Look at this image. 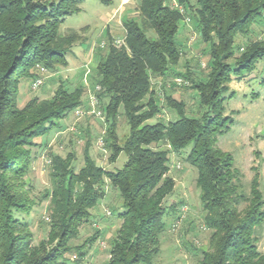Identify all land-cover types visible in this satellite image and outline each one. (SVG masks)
I'll use <instances>...</instances> for the list:
<instances>
[{
	"label": "trees",
	"instance_id": "16d2710c",
	"mask_svg": "<svg viewBox=\"0 0 264 264\" xmlns=\"http://www.w3.org/2000/svg\"><path fill=\"white\" fill-rule=\"evenodd\" d=\"M172 1L139 0L137 16L123 22L125 46L115 45L105 31L107 39L94 50L89 79L98 99L97 117L90 111L89 97L84 99L83 83L72 88L61 83L50 98L17 103L22 80L35 79L38 66L48 71L67 66L66 55L86 42L85 28L60 33L66 17L81 11L83 0H0V264H67L65 255L71 251L81 258L83 246L72 244L90 211L105 198L106 186L118 191L123 211L117 218L108 212L118 228L103 264H154L160 237L167 228L173 231L182 217L183 202H169L176 188L169 174L173 156L184 157L196 170L198 203L209 231L206 246H192L199 255L197 264H264V252L257 246L264 224L263 192L253 180L245 193L231 154L217 146V136L232 123L223 116L226 86L264 60V39L254 41L247 35L253 24L264 22V0ZM186 18L198 41L207 46V73L203 78L197 73H192L195 78L181 75L182 83L173 82L197 93L198 117L185 116L184 102L163 87L183 54L178 32ZM239 36L245 40L236 45ZM232 59L233 64L226 63ZM80 108L83 115L75 116ZM165 108L174 113L173 120L160 117ZM70 114L102 121L98 149L109 152V164L121 154L125 161L119 170L108 171L92 154L95 140L87 131L77 171L73 151L43 157L49 187L36 198L28 177L42 147L37 139L59 128ZM121 118L127 127L122 141L116 130ZM174 168L179 170L180 164ZM43 201L49 202L48 232L33 244L31 215Z\"/></svg>",
	"mask_w": 264,
	"mask_h": 264
},
{
	"label": "rangeland",
	"instance_id": "374dc122",
	"mask_svg": "<svg viewBox=\"0 0 264 264\" xmlns=\"http://www.w3.org/2000/svg\"><path fill=\"white\" fill-rule=\"evenodd\" d=\"M110 6L103 5L99 0H83L81 11L76 14L66 17L63 25L60 28V33L64 35L70 30H80L85 27L82 32L83 38L86 41L91 40L94 48L101 43L106 42L107 36L105 31H108V36L114 40L122 37L124 34L123 22L125 18L137 16L135 9L139 0H111ZM176 3L175 0L172 1ZM102 18L105 21H102ZM137 22L140 19L136 17ZM109 21V22H108ZM254 41L264 39V22L253 24L250 28V33L247 34ZM245 35V36H247ZM236 40L235 44L242 43L245 37ZM193 40L191 41V39ZM178 43L182 45V56L175 73L170 74L164 80V88L168 93L174 94L180 98L185 104V116L198 117L200 108L198 103V95L189 87L182 88L175 85L173 80L182 79L181 75L195 78V73L202 78L207 73V62L209 58L208 49L205 43L198 41V34L192 22H184V25H179ZM241 46H243L241 44ZM78 47V45H76ZM74 47L72 51H80ZM240 53V52H239ZM70 58V54H67ZM70 59V64L65 67H58L56 71H48L44 78L43 85L37 90L31 89L32 80L24 79L19 84L18 91V106H23L26 101L33 97L39 99L50 98L59 84L64 86H78L80 79L86 77L87 96L84 99L88 100L89 94H93V88L89 81L95 61L93 57L87 54L85 56L78 55L76 59ZM74 63H72V62ZM226 63L233 64L234 60H229ZM88 71V74L86 72ZM180 74L177 75V74ZM195 75H193V74ZM264 60L259 61L255 65V69L246 73L242 80L234 78L226 86V91L222 94L225 98L223 103V116H228L231 119V125L227 132L217 136V146L223 152L231 154L233 163L240 173V181L244 192H248V186L253 180H257L259 188L264 196ZM153 83L160 86V79L153 80ZM257 94L256 97L253 95ZM233 95V97H231ZM165 120H173L175 115L169 109H164L160 116ZM59 128L54 129L47 137L37 139L42 147L36 151V159L32 164V170L29 174V179L33 185V195L40 198L43 192L49 187L48 168L44 163V156L60 155L63 156L69 151L76 154L75 169L76 171L82 166L81 155L85 134L88 131L90 137L95 140L91 147L92 154L98 157L102 166L108 171L119 170L124 161L125 156L121 154L114 164H109L107 159L109 152H103L98 149L96 141L104 130V123L95 118H87L82 120L70 114L63 121ZM117 130L120 141L124 139L127 132V127L124 120L120 119V126ZM77 137H73L72 134ZM84 137V138H83ZM188 149H185L184 154ZM184 158V157H183ZM182 157H171L170 175L174 177L176 188L170 196L171 204H179L183 202L186 207L184 218L172 230L166 232L160 237V252L154 258V264H197L198 254L192 251V246L204 247L208 244L209 231L204 225V213L201 211L198 203V191L195 187L196 170L184 162ZM180 164V169L174 168L176 164ZM119 193L110 186H106V196L92 209L91 215L87 220V224L81 225L79 236L73 242V246H83V256L78 257L77 253L71 251L66 254L68 259L67 264H103L108 259L109 240L116 235L118 221L110 216L107 212L117 218L116 214L123 211L121 207V198H116ZM48 201H43L38 205L36 211L31 215L33 220V244H37L40 240L47 236L48 225ZM118 205V206H117ZM105 213L109 217H105ZM103 217V218H102ZM170 227L171 221L164 219ZM96 231L99 232L96 239L92 242H87L95 236ZM258 249L261 253L264 252V224L258 231Z\"/></svg>",
	"mask_w": 264,
	"mask_h": 264
},
{
	"label": "built area",
	"instance_id": "2783aa9c",
	"mask_svg": "<svg viewBox=\"0 0 264 264\" xmlns=\"http://www.w3.org/2000/svg\"><path fill=\"white\" fill-rule=\"evenodd\" d=\"M174 6L175 7H177L179 10H180V12L182 13L183 12V10H182V8L180 7V6H178V5H176V4H174ZM189 21V19L188 18H186L185 19V22H188ZM193 40V38L191 39V41ZM114 44L115 45H117L118 47H121V46H125V41H124V38H123V36L122 37H120V38H118V39H116V40H114ZM105 45V43L103 42V43H101L100 44V46L101 47H103ZM37 76L35 77V79H33L32 80V82H31V89L32 90H37L38 88H40L42 85H43V82H44V78L46 77V75L48 74V70L47 69H45L44 67H41V66H38L37 67ZM86 74H88V71L86 72ZM177 84H180V83H182V80L181 79H175L174 80ZM84 84H85V86L87 85V81H86V77L84 78ZM100 90V87L99 86H96L95 87V92L97 91H99ZM89 103H90V108H91V113H93V114H95L97 117H100L101 116V114H100V112H98V111H96L94 108L96 107V105L98 104V99H97V97L95 96V94L93 93V94H89ZM83 113H84V110L82 109V108H80V109H77V110H75L74 111V115L75 116H81V115H83ZM101 144V143H100ZM178 167V166H177ZM185 212H186V207L185 206H183L182 208H181V220H182V218L184 217V214H185ZM108 213V212H107ZM109 214V213H108ZM180 220V221H181ZM180 222L178 221L177 222V225L179 224Z\"/></svg>",
	"mask_w": 264,
	"mask_h": 264
},
{
	"label": "crops",
	"instance_id": "0c3cea01",
	"mask_svg": "<svg viewBox=\"0 0 264 264\" xmlns=\"http://www.w3.org/2000/svg\"><path fill=\"white\" fill-rule=\"evenodd\" d=\"M139 2V1H138ZM112 4V3H111ZM108 6H110V5H108ZM102 21H105V19L104 18H102ZM109 22V21H108ZM82 28H85V27H82ZM82 28H80V29H82ZM76 47V46H75ZM80 49V51H72L71 50V52L69 53L70 54V58L69 57H67V55H66V60H67V63L68 64H70V59L71 58H73L74 60L76 59V57L78 56V55H80L81 54V56H85L86 54L89 56H91V57H93V59H94V50H95V48H94V45H93V42L91 41V40H88V41H86L85 43H83V44H81V45H78V47H76L75 48V50L76 49ZM73 60V61H74ZM72 62V61H71ZM73 63V62H72ZM74 64V63H73ZM80 83H83L84 84V77L82 76L81 77V79H80Z\"/></svg>",
	"mask_w": 264,
	"mask_h": 264
}]
</instances>
